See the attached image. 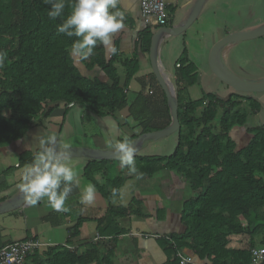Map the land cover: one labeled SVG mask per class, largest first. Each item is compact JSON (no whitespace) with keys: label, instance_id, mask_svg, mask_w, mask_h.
<instances>
[{"label":"trees","instance_id":"16d2710c","mask_svg":"<svg viewBox=\"0 0 264 264\" xmlns=\"http://www.w3.org/2000/svg\"><path fill=\"white\" fill-rule=\"evenodd\" d=\"M71 3L66 0L63 15L53 20L48 16L51 6L44 0H0V52L6 54L0 68V149L21 140L32 126L43 127L58 107L63 118L73 106L112 117L125 109L123 118L116 120L122 134L131 140L160 130L170 121L165 95L152 74L149 82L140 80L141 89L132 99L127 96L128 83L138 69L136 54L148 53L154 30L145 27L138 32L137 49L129 58L120 60L119 51L107 57L98 45L91 57L78 59L86 71L96 66L104 74L102 78L89 77L78 69L70 52L77 38L57 32L72 10ZM166 8L172 15L173 8ZM170 25L167 22L154 29ZM114 45L118 49L117 39ZM118 66L124 74L123 84ZM171 81L179 120L173 133L175 147L166 156L136 154L134 158L144 176L159 170L176 171L192 192L180 207L184 231L157 238L166 256L164 264H178V252L205 264H248L250 248L228 249L226 244L231 234L253 238L264 228V125H247V118L260 109V103L250 92L232 93L225 100L212 92L188 98V87L197 83V67L185 50L174 64ZM58 126L60 131L61 122ZM234 126L243 128L248 136L238 148L230 137ZM134 129H138L137 134ZM36 150L21 151L15 165L0 169V191L7 188L5 178L13 167L31 163ZM113 164L119 165L118 159H86L83 175L109 204L96 220V229L101 236L114 237L125 233L119 218L142 217V213L135 199L124 207L110 204L112 189H119L127 172L124 169L110 177ZM95 173H100L98 178ZM82 222L78 218L69 229L70 239L78 235ZM70 239L63 245L42 247L26 260L32 264L106 263L95 246L79 252V244Z\"/></svg>","mask_w":264,"mask_h":264},{"label":"crops","instance_id":"0c3cea01","mask_svg":"<svg viewBox=\"0 0 264 264\" xmlns=\"http://www.w3.org/2000/svg\"><path fill=\"white\" fill-rule=\"evenodd\" d=\"M164 1L173 8L171 24L178 23L194 2V0ZM118 8L125 13L126 21L128 19L130 22L124 29L112 35L113 44L117 39L118 58L121 60L135 53L138 32L145 27L155 31L157 24L153 18L146 21L142 17L139 0H120ZM262 23H264V0H205L197 18L183 33L164 37L160 41L158 58L162 64L163 73L171 80L174 64L181 52L185 50L187 57L197 67V80L199 81L188 87L186 95L188 98L197 99L202 92L215 93L222 100L232 93L242 94L243 91L234 90L216 75L211 65V52L218 41L227 34L252 29ZM101 47L104 55L109 57L110 52L103 45ZM72 58L84 75L104 77L98 67L94 66L86 71L83 66L78 65V58L73 56ZM136 60L138 69L127 87V96L130 99L140 91V80L149 82L152 74L148 53L138 52ZM222 61L231 73L245 81L254 82L264 79V34L230 44L222 54ZM118 69L121 70L119 66ZM118 75L120 84H123V71L118 72ZM199 83L203 89L197 85ZM250 94L259 101L260 109L247 118V125H264V90L250 92ZM244 104L247 102L244 101ZM125 114L126 110L123 109L115 113L113 117L105 114L96 115L82 107L73 106L63 118L61 107H58L46 119L43 127L32 126L21 140L0 149V164L4 165L0 169L15 165L21 151L37 149L38 137L50 132L56 133L70 147L110 150L107 147V140L111 133L110 124L113 121L118 124L117 120L122 119ZM132 132L137 134L138 129ZM122 133L123 130L119 126L117 137L122 138L124 136ZM237 134L242 135V133ZM174 136L175 134H170L158 140L147 141L142 144L137 154L166 156L167 154L158 153H163L167 146L171 147V144L174 149L176 144V142L173 143L176 138ZM159 149L160 152H156ZM70 159L79 174L80 185L74 187L66 201L69 211H54L45 198L34 206L26 203L15 210L1 213L0 246L30 238L38 239L43 244V248L63 245L67 239H70L69 229L78 218H82L83 222L78 235L70 239L72 243L79 244V252L95 246L99 257H104L105 264H164L166 256L157 243V238L184 231L180 218V207L183 201L192 196L184 179L176 171L169 170H159L152 176L143 175L141 179H136L134 175L124 172L119 192L110 204L124 207L135 199L140 203L142 217L123 216L118 222L125 233L114 237L101 236L96 229V220L104 215L109 206L108 201L97 191L93 204L85 205L80 202L82 190L90 182L83 175L86 159ZM13 168L5 178L7 188L0 191V201L20 191L18 185L21 182L20 176L24 167ZM109 168L115 173V167ZM99 175L100 173H95V177L98 178ZM263 244L264 228L253 238H249L246 234L229 235L226 248L248 250ZM191 259L195 262H202ZM258 264H264V259Z\"/></svg>","mask_w":264,"mask_h":264},{"label":"clouds","instance_id":"9594fccd","mask_svg":"<svg viewBox=\"0 0 264 264\" xmlns=\"http://www.w3.org/2000/svg\"><path fill=\"white\" fill-rule=\"evenodd\" d=\"M44 3L51 6L48 11L50 19L63 15L66 0H44ZM119 3L120 0H72V10L57 26V32L77 38L70 49L73 57L86 60L98 45H103L113 55L117 54L112 35L126 27V16L118 10ZM5 57L6 54L0 52V68L4 67ZM110 128L107 147L118 159L120 169H127L129 175L141 179L144 173L136 166L135 143L127 135L117 137L119 126L115 121L111 122ZM37 149L31 163L22 169L18 187L29 205L34 206L46 198L54 211L68 212L66 201L74 187L80 185L79 174L71 163L70 145L50 132L38 137ZM96 192V186L89 182L82 190L80 202L93 204ZM118 192V189H112V196Z\"/></svg>","mask_w":264,"mask_h":264},{"label":"water","instance_id":"95a60500","mask_svg":"<svg viewBox=\"0 0 264 264\" xmlns=\"http://www.w3.org/2000/svg\"><path fill=\"white\" fill-rule=\"evenodd\" d=\"M205 0H194L187 14L176 24L170 26L158 27L150 37L148 57L151 66L152 75L163 91L166 99L170 121L164 128L137 135L132 141L135 143L137 152L141 150L142 144L147 141H154L170 134H173L179 128L177 113L176 92L169 76L163 73L162 64L158 58V47L164 37L176 36L183 33L197 18ZM264 34V23L245 31H235L224 36L214 46L211 52V65L216 75L234 90L243 92H258L264 90V79L260 81L249 82L231 73L222 61V54L230 44L251 39ZM70 158H85L93 160H116L111 150L91 149L87 147H70ZM27 203L26 196L19 191L15 195L0 201V214L15 210Z\"/></svg>","mask_w":264,"mask_h":264},{"label":"built area","instance_id":"2783aa9c","mask_svg":"<svg viewBox=\"0 0 264 264\" xmlns=\"http://www.w3.org/2000/svg\"><path fill=\"white\" fill-rule=\"evenodd\" d=\"M142 17L147 21L150 18L155 24L172 22V15L167 11L168 3L164 0H139ZM96 237H98L96 235ZM43 244L35 238L13 241L0 246V264H32L26 257L32 256L40 250ZM251 261L248 264H258L264 259V244L250 248ZM178 264H205L195 262L189 256L178 252Z\"/></svg>","mask_w":264,"mask_h":264},{"label":"rangeland","instance_id":"374dc122","mask_svg":"<svg viewBox=\"0 0 264 264\" xmlns=\"http://www.w3.org/2000/svg\"><path fill=\"white\" fill-rule=\"evenodd\" d=\"M118 72H121V70L118 69ZM198 82L199 81L197 80V83ZM197 85L201 89H203V86H201V83H199ZM4 113L6 115H8V111L7 110H5ZM240 129H243V128H241L239 126H234L233 129L230 132V137L235 141L236 148L242 146L247 141V138H248V136L245 134L244 130H240ZM239 130H240V132H238ZM237 133H242V135L240 136ZM174 137H176V135ZM175 142H176V138H175V141L173 143H175ZM172 148H173V146L171 144V147L170 146H167V148L164 149L163 153H158V154H167L168 155V154H170L172 152V150H173ZM156 152H160V149H159V151H156ZM111 167H115V173H112L110 175V177L111 176H114V175H117L118 173H120L121 171H123V170L120 169V167H119L118 164H113V166H111Z\"/></svg>","mask_w":264,"mask_h":264}]
</instances>
